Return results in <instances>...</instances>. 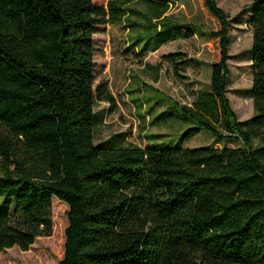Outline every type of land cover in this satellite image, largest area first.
I'll list each match as a JSON object with an SVG mask.
<instances>
[{
    "label": "trees",
    "instance_id": "trees-1",
    "mask_svg": "<svg viewBox=\"0 0 264 264\" xmlns=\"http://www.w3.org/2000/svg\"><path fill=\"white\" fill-rule=\"evenodd\" d=\"M133 1L0 0V257L53 234L56 196L69 207L60 264H264V0L252 2V118L227 96L230 18L217 0H202L210 89L192 106L169 99L195 123L184 142L205 130L240 148L95 141L97 102L115 103L95 84L96 26L139 13ZM143 1L150 28L178 32L160 45L194 34L165 16L176 0Z\"/></svg>",
    "mask_w": 264,
    "mask_h": 264
},
{
    "label": "rangeland",
    "instance_id": "rangeland-1",
    "mask_svg": "<svg viewBox=\"0 0 264 264\" xmlns=\"http://www.w3.org/2000/svg\"><path fill=\"white\" fill-rule=\"evenodd\" d=\"M107 5L109 0H94ZM164 2V0H161ZM230 18V78L227 96L239 120L254 115L253 83V0H217ZM126 8L133 9L128 19L118 24L96 26V85L106 84L115 103L98 101L95 111L99 121L95 127L97 143L120 132L128 133V142L147 146L233 147L243 146L240 140H217L202 130L183 141L182 133L195 127L169 99L180 106H192L195 98L210 89L214 42L208 32L215 28L202 0H176L169 5L172 22L186 26L191 37L176 38L172 30L158 33L148 22L149 9L143 0H135ZM129 12V11H128ZM154 25L159 20H153ZM189 28H188V27ZM160 28V27H159ZM158 30V31H157ZM170 54L173 57H168ZM68 205L53 197V234L39 237L28 249L14 246L1 253L0 264H60L65 251L68 227Z\"/></svg>",
    "mask_w": 264,
    "mask_h": 264
}]
</instances>
